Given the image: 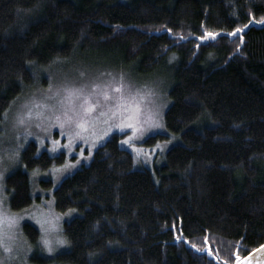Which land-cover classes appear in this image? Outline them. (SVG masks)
Masks as SVG:
<instances>
[{
  "label": "trees",
  "instance_id": "trees-1",
  "mask_svg": "<svg viewBox=\"0 0 264 264\" xmlns=\"http://www.w3.org/2000/svg\"><path fill=\"white\" fill-rule=\"evenodd\" d=\"M262 17L264 0H0V124L46 84L40 70L77 53L140 74L177 56L163 123L178 142L162 165L135 168L112 135L52 191L58 213L74 212L65 248L30 264H234L264 244V27L229 37ZM205 31L220 36L199 44ZM20 162L4 180L14 212L34 201L30 174L63 155L29 142ZM22 232L34 244L35 228Z\"/></svg>",
  "mask_w": 264,
  "mask_h": 264
},
{
  "label": "rangeland",
  "instance_id": "rangeland-1",
  "mask_svg": "<svg viewBox=\"0 0 264 264\" xmlns=\"http://www.w3.org/2000/svg\"><path fill=\"white\" fill-rule=\"evenodd\" d=\"M176 63L177 56L171 53L157 68L147 74H140L135 67L121 65L113 55L87 52L77 53L66 61L57 62L38 72L37 80L43 79L46 84L34 86L21 94L11 104L4 115V122L0 124V201H3L0 210L5 217H15L14 222L5 218L0 224V264H30L29 258L32 254L40 258L51 257L65 248L62 226L73 217L74 212L58 213L53 205L52 191L62 179L87 165L94 151L112 135L121 136L118 144L130 152L135 168L153 170L162 165L167 150L178 142L177 135L169 134L163 123L164 112L169 105L167 93L173 83ZM121 83L125 86V95L138 91L144 96L141 100L137 95L141 105L139 114L122 110L113 116L112 110L108 105H103V98L99 97L103 106L93 110L94 121L84 129H75L73 125V130L79 131L78 136L69 135L67 126L61 128L49 108L33 107L30 117L24 115L27 108L32 106L30 102L54 104L57 98L48 97L64 86L83 87L87 93L93 91V84L101 86L95 90L100 92L105 90L104 85H108L107 90L111 91ZM111 94V103H115L114 98L120 94ZM97 98L93 96L91 99ZM123 107L125 105L121 106L122 109ZM21 116L24 119L23 124L18 123ZM129 116H132V119H127ZM122 120L126 126L117 127ZM155 134H163L167 138L162 142L145 144V140ZM29 142L35 143L38 151L49 155L60 153L63 155V162L47 172L30 174L34 201L28 208L14 212L8 208L4 180L17 168H22L20 154ZM42 183L51 184V187L48 188V185V190L44 191ZM25 223L36 230L34 244H30L24 237L22 227ZM45 240L49 241L48 246H45ZM5 247L9 250L5 251ZM48 247L52 248L51 252Z\"/></svg>",
  "mask_w": 264,
  "mask_h": 264
},
{
  "label": "snow or ice",
  "instance_id": "snow-or-ice-1",
  "mask_svg": "<svg viewBox=\"0 0 264 264\" xmlns=\"http://www.w3.org/2000/svg\"><path fill=\"white\" fill-rule=\"evenodd\" d=\"M264 22V17L261 18V21ZM247 27V25H245ZM241 29H236L235 32H239ZM230 35L233 33H229ZM217 33L212 31H205L204 35L200 37L201 40H206L208 38H215ZM31 63V62H29ZM83 75V74H82ZM123 75H121V81H123ZM51 88V85L49 86ZM101 86L98 84H93L92 89L93 91L85 93L84 88H75V87H68L64 86L62 89H57L52 93L48 99L57 98L54 104H47L43 102H30L32 104L31 107L27 108L26 113L24 115L31 116L32 115V108L33 107H46L51 109L54 119L59 123L60 127L63 128L65 126L69 129V135H79V131L73 130V125L75 129H84L87 124L91 121H94L95 117L92 116L93 110L97 109L98 107H102L103 105H108V107L112 110V115L115 116L117 112L120 111H133L135 114H139L140 112V103L137 100V95L140 96V99L143 100L144 96L140 94L138 91L136 93H129L128 95L124 94V84H117L111 91L107 90L108 85H104L103 91L96 92L95 90L100 88ZM112 92L119 93L120 95L115 97V103H111L113 101ZM151 94V93H150ZM93 96L98 97L95 100L91 98ZM99 97L103 98V105ZM27 103V102H26ZM122 105H125L123 109L121 108ZM39 114V113H38ZM102 115L105 113H101ZM127 119H132V116L127 117ZM18 123L23 124L24 119L23 116L18 120ZM126 125L124 124L123 120L117 127L123 128ZM131 126V125H127ZM2 175V173H0ZM3 201H0V209H2ZM7 218L12 222L15 221V217H5V214L2 210H0V224L3 223V220ZM2 232V229H0ZM2 243V240H0ZM59 243H63V241H59ZM45 246H48L49 241H44ZM195 247V245H193ZM264 247V246H262ZM9 249L5 247V251ZM48 251L51 252L52 248L48 247Z\"/></svg>",
  "mask_w": 264,
  "mask_h": 264
},
{
  "label": "water",
  "instance_id": "water-1",
  "mask_svg": "<svg viewBox=\"0 0 264 264\" xmlns=\"http://www.w3.org/2000/svg\"><path fill=\"white\" fill-rule=\"evenodd\" d=\"M253 26V27H257V28H262L264 27V22H251L247 25V27H245L242 31L237 32H233V34L229 35V37H233V36H239L242 32H245L247 30L248 27ZM220 34H217V36L215 38H208L206 40H201V39H196L199 44H204L207 41H213L215 40L217 37H219ZM264 246L261 245L258 248H256L255 250H253L252 252H250L249 254H247L246 256H244L243 258H237L236 261L234 262V264H264ZM204 254H209L208 250L206 252H203Z\"/></svg>",
  "mask_w": 264,
  "mask_h": 264
},
{
  "label": "flooded vegetation",
  "instance_id": "flooded-vegetation-1",
  "mask_svg": "<svg viewBox=\"0 0 264 264\" xmlns=\"http://www.w3.org/2000/svg\"><path fill=\"white\" fill-rule=\"evenodd\" d=\"M60 154V153H59Z\"/></svg>",
  "mask_w": 264,
  "mask_h": 264
}]
</instances>
